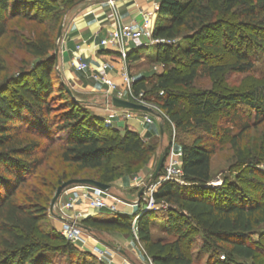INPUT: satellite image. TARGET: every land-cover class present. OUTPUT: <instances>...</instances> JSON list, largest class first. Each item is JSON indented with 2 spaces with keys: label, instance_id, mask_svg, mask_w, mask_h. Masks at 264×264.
Returning a JSON list of instances; mask_svg holds the SVG:
<instances>
[{
  "label": "trees",
  "instance_id": "obj_1",
  "mask_svg": "<svg viewBox=\"0 0 264 264\" xmlns=\"http://www.w3.org/2000/svg\"><path fill=\"white\" fill-rule=\"evenodd\" d=\"M79 1L0 0V41L31 58L26 68L9 72L0 56V264H54L49 258L53 255L63 264H104L54 231L43 230L53 190L84 172H98L95 180L109 185L120 177L110 168L117 154L131 158V168L133 156L151 152L135 132L125 129L117 134L65 91L53 52L66 12ZM227 16L236 18L242 33L225 25L222 18ZM187 28L193 32L188 45L176 50L168 44L151 46L157 57L164 56L166 71L155 79L137 78L132 85L136 97L142 94L177 129L194 134L190 144H179L183 184L167 181L152 194L157 206H166L164 211L161 207L139 209L132 217L87 218L81 226L88 231H130L137 217L134 233L152 264H195L183 245L192 235L199 245L197 260L205 256L204 264H238L258 253L250 237L264 227V202L244 194L236 181L208 186L216 151L212 140L229 136L236 163L250 177L258 174L264 149L262 156H245L241 142L260 126L264 147V87L245 93L213 87L181 94L171 87L188 90L202 79L215 82L228 71L251 73L255 50L264 55V0H158L154 38L172 41ZM220 28L238 45L232 46L227 65L207 62L208 52L216 51L209 32ZM148 48L136 49L127 61L137 60ZM181 99L189 106L186 121L179 109ZM217 112L225 115L230 127L213 133L208 119ZM104 131L112 137H104ZM51 160L71 168L70 175L57 173L53 183L46 181L41 171L54 170ZM156 219L167 236L176 238L173 242L153 240Z\"/></svg>",
  "mask_w": 264,
  "mask_h": 264
},
{
  "label": "rangeland",
  "instance_id": "obj_2",
  "mask_svg": "<svg viewBox=\"0 0 264 264\" xmlns=\"http://www.w3.org/2000/svg\"><path fill=\"white\" fill-rule=\"evenodd\" d=\"M222 19L225 21V25L234 28L236 34L242 33L241 30H238L236 27L237 20L235 17L227 16ZM25 27L28 28V26ZM191 35H193V32L187 28L175 40H166L164 42L165 44L174 46L176 50L177 47L179 48L191 43ZM209 36L211 39L209 43L216 51L208 52V56L211 58H209L207 62L217 65L229 64L232 56L231 48L232 46H234V48L238 46L237 40L229 41L225 37L223 28L215 32H209ZM255 51L256 53L250 58L254 68L251 73L247 75H238L228 71V73H225L215 82L202 79L197 81L194 87L188 90L173 87H171V89L181 94L190 92L202 93L213 89V87H220L228 91H239L243 93L252 91L258 87L262 88L264 87V55L262 50ZM0 56L9 72L17 71V69H24L31 63L30 57L21 51L15 50L13 47H9L5 40L0 41ZM163 59L164 56L160 55L157 57L155 50L150 46V48L146 49L137 60L127 61V72L129 77L134 81L140 77L155 79L167 69V66L163 64ZM77 78L83 80L81 76L77 75ZM79 80H70V82L64 81V84L72 93L73 98L83 102L85 108L97 117L104 115L111 116L113 122L110 126L107 125V127L117 131V134L121 135L125 129L135 132L142 139L144 145L151 149V152L149 154L143 153L133 156L132 160L135 165L131 168L128 167V164L131 163V158H125L117 154L116 158L110 164V168L114 169L116 174H120V177L109 184L110 189L107 192H101L99 195L105 202L106 208L97 212L90 211L89 208H87L88 202L92 197L97 195L96 189L87 186L73 185L62 192L51 212L48 208V218L42 228L45 232L54 231L61 235V233L67 230L66 228L68 226L66 223L74 221L81 227V232L77 239L68 242L78 251L91 253L104 264H152L150 259L145 256L134 233L135 220L137 217L132 223V229L130 231H88L81 226V223L87 218L101 219L116 216V214L112 213L110 215H105V213H109L107 210L108 208H115L116 210L118 207L128 209L127 207L131 205L133 207L136 206L135 209L137 210L141 209L144 204V199L149 196L152 186L161 176L160 175L154 180L151 179L158 158L163 150L166 149V158L163 164V166H165L171 157V152L173 151V157L176 160V155L180 153L179 144H190L194 140V134H192V132L177 129L174 124L170 123L168 115L153 102H147L142 97L137 101H133L127 94L123 93V100L147 106L152 109L153 114L150 115L143 112L114 108L104 103L103 96L101 95L78 91L75 83L79 82ZM121 86L120 83L118 90ZM158 95L162 96V93L159 92ZM179 109H182V118L186 121V117L189 113V106L183 99L180 100ZM146 117L151 120L150 124L145 123L144 119ZM208 122L211 124L213 133L222 132L230 127L225 115L221 112H217L211 116ZM160 126L162 132L160 131ZM260 132L261 127L259 126L255 129H251L244 136L241 142V148L245 156H262L260 151L263 150L264 147L262 145ZM102 135L104 137H112L109 131H104ZM229 139V136H222V138H220L221 142H218L219 140H212L216 144V151L211 158L210 184H213L214 187H220L221 185L236 181L244 194L261 199L262 202H264V164L258 166V174L250 177L248 170L236 163V159L234 158L233 151L229 144ZM207 140L210 141L211 139L207 138ZM49 163H51L50 165L54 170L52 169V171L50 170L51 172H49V170L45 171V169H43L41 171L46 181L53 183L56 180L57 173L61 174L65 172L70 175L71 168L67 166L63 168L53 160ZM58 168L60 170H58ZM52 174H54L53 179ZM97 174L98 172H84L73 179H90L96 181ZM256 183L258 184L256 185ZM62 184L56 186L55 190H53L54 192L52 193L51 200L57 188ZM40 190L42 191L43 188H40ZM140 192L141 194L138 196ZM70 203L71 207L67 208ZM161 207V211L166 209V206ZM161 207H157L156 210L161 209ZM153 223L154 225L151 227L153 240L173 242L176 239L173 236H167L163 232L160 219H156ZM194 237L196 238L197 236H188L183 241L186 254L195 264H204L205 256L197 260L199 245L197 240H194ZM250 241L251 244L257 247L258 253L254 259L238 261V264H264V227L258 228L256 232L251 235ZM49 258L50 260L52 259L51 262L54 264L64 263V260L61 258L59 259L56 255Z\"/></svg>",
  "mask_w": 264,
  "mask_h": 264
},
{
  "label": "crops",
  "instance_id": "obj_3",
  "mask_svg": "<svg viewBox=\"0 0 264 264\" xmlns=\"http://www.w3.org/2000/svg\"><path fill=\"white\" fill-rule=\"evenodd\" d=\"M114 4L123 23H132L139 27L145 19H149L153 28L155 27L157 21V11L155 9L158 7V0H114ZM109 14L110 7L106 1L80 0L66 12L61 37L57 43V69L63 82L79 80L77 75L83 77V80L75 83L77 90L83 93L101 95L104 103L106 101V87L99 82L91 80L89 72H75L71 58L76 46H80L82 59L88 64L90 70L101 63H107L109 64L108 78L117 86L120 85V72L123 69V65L118 59L115 48L99 46V41L107 37L113 29V22L108 18ZM135 50L133 45H129L130 54L134 53ZM98 117L104 121L112 120L111 123L113 122L111 116ZM127 208L118 207L115 213L112 214L130 217L137 210L135 209L136 206L129 205ZM106 214L110 215L111 213Z\"/></svg>",
  "mask_w": 264,
  "mask_h": 264
},
{
  "label": "built area",
  "instance_id": "obj_4",
  "mask_svg": "<svg viewBox=\"0 0 264 264\" xmlns=\"http://www.w3.org/2000/svg\"><path fill=\"white\" fill-rule=\"evenodd\" d=\"M107 4L110 7V14L108 18L113 22V29L108 34L107 37L99 41L100 47L111 46L116 50V54L121 64L123 65V69L120 72L121 79V88L118 90V86L107 76V71L109 69V64L101 63L96 68H89L88 64L85 63L82 59V55L80 54L81 48L80 46H76L75 51L72 55L71 61L72 66L75 72L77 73H90V79L96 82L103 84L106 87V101H109L110 98L115 97L118 99H122L123 93L127 94L133 101H137L142 97V94H139L137 97L132 92V85L134 80L129 77L127 72L128 68V55L129 53V45H133L135 49L140 47H150L156 46L160 44H165L163 40L156 39L153 37V26L149 19H145L139 27H136L134 24L129 23L125 24L121 21L118 10L115 7L114 0H107ZM157 11V7L155 9ZM123 87V88H122ZM134 103V102H132ZM136 104V103H135ZM140 105V104H139ZM145 123L150 124L151 120L146 117L144 119ZM105 124L110 126L111 121H105ZM174 153L171 152V157L167 164L163 166L162 173L159 179L152 186L149 196L144 199L143 207L141 208L143 211H151L156 210L157 206L152 198V194L159 188V186L167 181H173L178 184H183L182 182V170H181V152L176 155V160L174 159ZM97 195L92 197L88 202L89 209L92 210H102L106 208L105 202L99 196L101 191L96 190ZM71 207V203L67 208ZM110 213H115V208L107 209ZM67 230L61 233L62 237L67 241L72 242L73 239H77L81 232V227L78 223L71 221L67 222Z\"/></svg>",
  "mask_w": 264,
  "mask_h": 264
},
{
  "label": "water",
  "instance_id": "obj_5",
  "mask_svg": "<svg viewBox=\"0 0 264 264\" xmlns=\"http://www.w3.org/2000/svg\"><path fill=\"white\" fill-rule=\"evenodd\" d=\"M100 1H107V0H100ZM157 9H158V7H157ZM62 28H63V22L61 23V25H60V27L58 29L57 36H56V44H55V48H54V52H53L56 60H57V55H58V45H57V43L60 40L61 33H62ZM63 86L65 88V91L68 94L72 95L70 90L68 89V87L65 84ZM106 104L107 105L109 104L112 107L118 108V109L143 112V113L150 114V115L153 114L152 109L147 107V106L135 104V103H132V102H129V101H126V100H121V99H118V98H115V97L110 98V100L107 101ZM160 131L162 132L161 126H160ZM165 158H166V149L163 150V152L161 153V155L158 158L155 170H154V172H153V174L151 176L152 180H154V179L159 177V174H160V171L162 170ZM73 185L87 186V187H91L93 189L99 190L101 192H107L110 189L109 185H104L102 183H99L97 181L90 180V179H73V180H69V181L63 183L61 186H59L57 188V190H56V192H55V194H54V196H53V198H52V200L50 202V206H49L50 212L52 211L55 203L57 202V200L61 196L62 192L66 188H68L70 186H73ZM208 186L213 187V184H209ZM140 194H141V192L139 193L138 196H140Z\"/></svg>",
  "mask_w": 264,
  "mask_h": 264
}]
</instances>
